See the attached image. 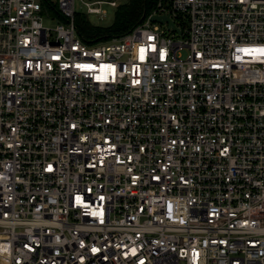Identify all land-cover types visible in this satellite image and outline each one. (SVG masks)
Segmentation results:
<instances>
[{
  "label": "built area",
  "instance_id": "2783aa9c",
  "mask_svg": "<svg viewBox=\"0 0 264 264\" xmlns=\"http://www.w3.org/2000/svg\"><path fill=\"white\" fill-rule=\"evenodd\" d=\"M49 1L0 0V264H264V0Z\"/></svg>",
  "mask_w": 264,
  "mask_h": 264
},
{
  "label": "trees",
  "instance_id": "16d2710c",
  "mask_svg": "<svg viewBox=\"0 0 264 264\" xmlns=\"http://www.w3.org/2000/svg\"><path fill=\"white\" fill-rule=\"evenodd\" d=\"M42 9H49L58 20L55 6L49 0H39ZM155 0H123L116 3L112 18L107 25L91 24L84 14H74V26L80 38L86 43L107 40L127 32L132 26L140 23L151 12Z\"/></svg>",
  "mask_w": 264,
  "mask_h": 264
},
{
  "label": "rangeland",
  "instance_id": "374dc122",
  "mask_svg": "<svg viewBox=\"0 0 264 264\" xmlns=\"http://www.w3.org/2000/svg\"><path fill=\"white\" fill-rule=\"evenodd\" d=\"M86 1H95V0H86ZM100 1H109V0H100ZM115 1L116 3L118 2H122L123 0H113ZM79 2L76 0L75 1V10H76V13H81V14H84L85 17L87 18V20L91 23V24H95V25H107L110 23L111 21V18H112V13H113V10H114V7H110L108 6L105 2L104 3H101L99 4V7L105 9L106 11V16L105 18L101 19V20H98L95 18L94 15H91V14H85L83 12V8L79 6ZM55 22V19H49L46 17V15H43V19H42V23L44 25H48V26H52ZM180 55L184 56L185 55V51L182 50L179 52Z\"/></svg>",
  "mask_w": 264,
  "mask_h": 264
},
{
  "label": "water",
  "instance_id": "95a60500",
  "mask_svg": "<svg viewBox=\"0 0 264 264\" xmlns=\"http://www.w3.org/2000/svg\"><path fill=\"white\" fill-rule=\"evenodd\" d=\"M149 20L151 22H158L160 24L165 22L167 24V27L179 33V30L174 27L172 20L166 14H152L151 16H149Z\"/></svg>",
  "mask_w": 264,
  "mask_h": 264
}]
</instances>
